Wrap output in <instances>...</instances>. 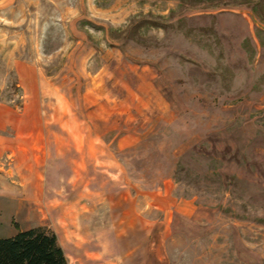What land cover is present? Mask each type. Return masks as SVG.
I'll list each match as a JSON object with an SVG mask.
<instances>
[{
	"label": "rangeland",
	"instance_id": "374dc122",
	"mask_svg": "<svg viewBox=\"0 0 264 264\" xmlns=\"http://www.w3.org/2000/svg\"><path fill=\"white\" fill-rule=\"evenodd\" d=\"M37 227L68 264H264V0H0V237Z\"/></svg>",
	"mask_w": 264,
	"mask_h": 264
},
{
	"label": "trees",
	"instance_id": "16d2710c",
	"mask_svg": "<svg viewBox=\"0 0 264 264\" xmlns=\"http://www.w3.org/2000/svg\"><path fill=\"white\" fill-rule=\"evenodd\" d=\"M0 264H68L56 233L43 227L0 237Z\"/></svg>",
	"mask_w": 264,
	"mask_h": 264
},
{
	"label": "crops",
	"instance_id": "0c3cea01",
	"mask_svg": "<svg viewBox=\"0 0 264 264\" xmlns=\"http://www.w3.org/2000/svg\"><path fill=\"white\" fill-rule=\"evenodd\" d=\"M72 136L74 137V138H79V136L76 134V133H72ZM82 137V136H81ZM80 137V138H81ZM124 141H125V134H123L122 135V138H121V140H120V142H122V143H124ZM81 141L79 142V144L77 145V148H78V150L81 152V150H82V147H81ZM94 224H96V221H94ZM94 224H93V226H94ZM55 233H56V230L55 229H52ZM56 235H57V233H56ZM57 238H58V236H57ZM59 241V240H58ZM60 244V243H59ZM61 245V244H60ZM61 247L63 248V246L61 245ZM63 250H64V248H63Z\"/></svg>",
	"mask_w": 264,
	"mask_h": 264
}]
</instances>
